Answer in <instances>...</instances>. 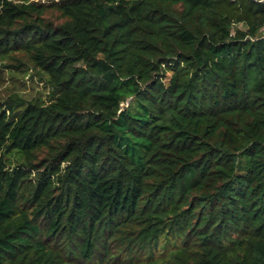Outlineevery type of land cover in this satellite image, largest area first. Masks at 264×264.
I'll list each match as a JSON object with an SVG mask.
<instances>
[{"label": "trees", "instance_id": "trees-1", "mask_svg": "<svg viewBox=\"0 0 264 264\" xmlns=\"http://www.w3.org/2000/svg\"><path fill=\"white\" fill-rule=\"evenodd\" d=\"M264 0H0V264H264ZM2 77H0L1 81Z\"/></svg>", "mask_w": 264, "mask_h": 264}, {"label": "rangeland", "instance_id": "rangeland-1", "mask_svg": "<svg viewBox=\"0 0 264 264\" xmlns=\"http://www.w3.org/2000/svg\"><path fill=\"white\" fill-rule=\"evenodd\" d=\"M21 1V0H16ZM41 2H51L54 0H33ZM264 36V28L260 32ZM0 61V102L8 100L14 96L31 100L36 97H43L48 100L49 88L47 87L45 76L37 71L29 70L28 73H11L2 67Z\"/></svg>", "mask_w": 264, "mask_h": 264}, {"label": "built area", "instance_id": "built-area-1", "mask_svg": "<svg viewBox=\"0 0 264 264\" xmlns=\"http://www.w3.org/2000/svg\"><path fill=\"white\" fill-rule=\"evenodd\" d=\"M234 1V0H233Z\"/></svg>", "mask_w": 264, "mask_h": 264}]
</instances>
